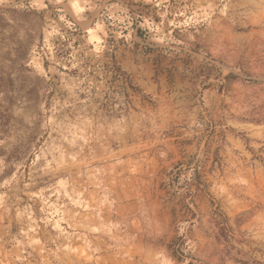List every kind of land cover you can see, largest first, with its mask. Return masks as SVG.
<instances>
[{
  "label": "clouds",
  "instance_id": "1",
  "mask_svg": "<svg viewBox=\"0 0 264 264\" xmlns=\"http://www.w3.org/2000/svg\"><path fill=\"white\" fill-rule=\"evenodd\" d=\"M0 264H264V0H0Z\"/></svg>",
  "mask_w": 264,
  "mask_h": 264
}]
</instances>
